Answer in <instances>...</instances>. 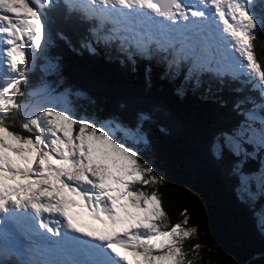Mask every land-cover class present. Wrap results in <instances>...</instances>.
Returning <instances> with one entry per match:
<instances>
[{"label":"snow or ice","instance_id":"snow-or-ice-1","mask_svg":"<svg viewBox=\"0 0 264 264\" xmlns=\"http://www.w3.org/2000/svg\"><path fill=\"white\" fill-rule=\"evenodd\" d=\"M55 6L54 0H0V213L30 210L39 229L59 237L42 238L51 251L79 238L75 252H66L73 259L23 264H194L184 244L198 229L188 226L187 210L180 222L167 223L155 189L162 181L117 135L139 142V126L77 118L58 108L55 98L19 100L37 52L49 43L46 16ZM62 6L67 15L113 25L112 33H131L125 39L141 51L152 44L164 50L181 44L179 51L197 70L233 80L243 76L241 84L264 98V64L255 55V41L264 31V0H63ZM89 31L95 35L98 28ZM191 36L200 38L198 45L184 43ZM83 46L94 51L87 42ZM245 102L251 101L245 98L237 108ZM256 108L264 110V103L253 104L245 121L224 134L218 154L227 149L249 155L244 145L264 149V116ZM245 179L241 174L242 183ZM85 212L103 229H86ZM46 213L58 215L60 227ZM259 223L264 228V214ZM199 249L194 244L191 252L198 256Z\"/></svg>","mask_w":264,"mask_h":264},{"label":"trees","instance_id":"trees-1","mask_svg":"<svg viewBox=\"0 0 264 264\" xmlns=\"http://www.w3.org/2000/svg\"><path fill=\"white\" fill-rule=\"evenodd\" d=\"M54 1L56 6L46 16L52 36L48 54L56 63L53 78L59 80L60 92L70 91L74 116L97 121L116 117L139 126L146 145L130 147L162 181L155 189L167 223L180 222L187 210L188 226L198 229L184 244L194 264H264L258 205L240 195V175L234 171L237 157L227 149L218 155L214 150L216 140L231 134L245 119V111L260 100L259 92L241 84L243 76L233 80L197 70L176 47L164 50L152 44L150 51H141L125 39L130 37L127 33H112L111 24L67 15L63 0ZM93 27L98 28L95 35L89 31ZM258 35L255 55L264 64V31ZM191 37L192 45L199 43V38L194 41L197 36ZM85 42L94 51L84 47ZM42 81L41 74L29 72L19 100H29ZM240 88L243 91H237ZM245 98L251 102L237 108ZM16 126L19 130L18 119ZM245 165L254 171L259 162L248 159ZM260 200L264 203V194ZM194 244L200 245L198 256L191 252ZM4 264L17 263L10 257Z\"/></svg>","mask_w":264,"mask_h":264},{"label":"rangeland","instance_id":"rangeland-1","mask_svg":"<svg viewBox=\"0 0 264 264\" xmlns=\"http://www.w3.org/2000/svg\"><path fill=\"white\" fill-rule=\"evenodd\" d=\"M185 2L189 3V4H193V3H195V0H185ZM124 33H127V32H124ZM98 34H100V33H98ZM127 34L131 36V33H127ZM48 35L50 37L49 43L46 44L41 51L37 52L35 62L31 67V69L32 68L33 69L30 70V72H32V74L35 72H37L38 74H41L43 81L39 87H37L36 89L31 91V96H29V100H25L24 104H29V103L34 104V103H38V102H43L47 98H55V100L57 102L56 106L58 108H66L74 115L73 108H71L72 103L70 100V97H71L70 91L68 89H66V90H63L62 92H60L59 80L57 78H53L54 75L57 74V68H56V63L50 59V57L52 55L48 54L49 51L51 50L50 48H51V44H52V41H51L52 36H51V32L49 31V29H48ZM198 38L199 37L195 38L194 41H197L200 39V38L199 39ZM184 43L188 44V45H192L193 41H192V39L189 38V39L185 40ZM193 45H198V44H193ZM174 47H176V49L179 51V49L181 48V44H175ZM181 55L185 56L183 52H181ZM176 59H177V61L181 60V59H179V57ZM191 62H192V60H191ZM192 65H194L193 62H192ZM256 90L259 92L258 89H256ZM254 100L255 99H253V102H254ZM262 103H264V98H261V96H260V100L255 101L253 104L260 105ZM253 104L251 105V107L248 110L245 111V113L247 111L253 109ZM255 111H256L257 115L264 116V110H262L260 108H256ZM75 117L86 118V119H89L91 121H95L97 123H110L112 127H115V124H120L122 127L132 128V129L136 128V127H131V126L121 122L116 117H111V118H108L107 120H103V121H99V120L97 121L96 118L85 116V115H80V116L76 115ZM244 121H245V119L242 122H244ZM140 133H141V136H140L139 142H134L133 139H126L123 136V133L118 132L117 135L122 140H124V142L128 146L133 145V144L146 145L145 137L141 131H140ZM229 135H231V134H229ZM222 141H223V139L222 140L217 139L215 142L214 150H215L216 155H218L217 147L220 143H222ZM244 147L246 148L247 153H249V155H244L243 153L239 156L234 155L237 157V160L235 161V164H234L235 165L234 171L240 175L239 188H240V195L242 196V199L245 200L246 202H248L252 206L256 205V204L258 205L257 217H258V221H259L262 214H264V203H262V201L260 200L262 198V195L264 194V149H257L255 147H253L252 145H244ZM248 159H254V160L259 162V166L256 170L251 171L250 167L245 165V162ZM241 174L247 178L244 180L243 183L241 182ZM258 199L261 201V203H259ZM1 215L2 214L0 213V216ZM6 215H8V214L5 213L4 216H6ZM54 217H58V215H55ZM60 219L61 218L59 217V220ZM82 223L86 227V229L100 230V229H103V227H104L98 221H95L91 217H89L86 212L83 216ZM259 225H260V223H259ZM1 227L2 228H0V229H2L5 232V236L9 237L8 236V234H9L8 228L5 226H2V225H1ZM260 227H261V225H260ZM262 230H264V228H262ZM62 231H67V230L63 229ZM73 235L78 236L79 234L73 233ZM76 246H77V244L74 246L72 245L70 248H66L67 253L75 252ZM18 249H20V247L17 246L16 253H14L12 250H9V249L5 250V252H6V253L4 252L5 254L3 253V251L0 252V262L2 259L5 260V258L8 255L13 256L14 260L16 261L17 264H23V261L31 260V259H29L28 254H27L26 258L22 254V252L24 253V248H23L22 252H21V249L20 250H18ZM47 250L48 249H46V251L43 250L46 254V257L54 255L55 249L53 251H51V250L47 251ZM61 252L62 251L60 250V253ZM67 253H65V255L68 258L66 256L62 257V258L61 257H48V259L41 257L37 261H44V260L45 261H53V260L64 261V260H70V259L74 258V255H70ZM31 254H33V253L31 252ZM44 257H45V255H44ZM31 258H35V256L31 255Z\"/></svg>","mask_w":264,"mask_h":264},{"label":"bare ground","instance_id":"bare-ground-1","mask_svg":"<svg viewBox=\"0 0 264 264\" xmlns=\"http://www.w3.org/2000/svg\"><path fill=\"white\" fill-rule=\"evenodd\" d=\"M15 211H16L15 216L11 214L4 216L9 221L10 226L13 227L12 229L15 230L14 231L15 233L13 236H10L8 234L9 237H6L5 232L2 229H0L1 231L0 232L1 234L0 235V246H2V250H0V252L3 251L4 253L6 249L13 250L14 246H18L20 247L21 252L23 251V248H24V253L22 252V254L25 256V258L29 250H31V252L33 253L31 255L33 256H36V255L43 256V257L44 255L46 256L43 250L46 251V249H48L47 251H50V249L46 244L43 245L42 243H40V240L38 239V233L36 232V224H34V226H30L28 223L27 224L22 223V220H24L26 215H30L31 218H34V214H32L30 210L26 213H22L20 210H15ZM55 219L59 220V216L54 217V220ZM53 223H55V221H53ZM38 245H40V249L38 248Z\"/></svg>","mask_w":264,"mask_h":264}]
</instances>
